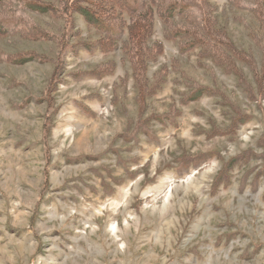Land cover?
Wrapping results in <instances>:
<instances>
[{"label":"rangeland","instance_id":"1","mask_svg":"<svg viewBox=\"0 0 264 264\" xmlns=\"http://www.w3.org/2000/svg\"><path fill=\"white\" fill-rule=\"evenodd\" d=\"M173 3L141 81L127 32L0 3V264H264V0Z\"/></svg>","mask_w":264,"mask_h":264},{"label":"trees","instance_id":"2","mask_svg":"<svg viewBox=\"0 0 264 264\" xmlns=\"http://www.w3.org/2000/svg\"><path fill=\"white\" fill-rule=\"evenodd\" d=\"M5 1L6 0H0V3ZM33 1L34 0H23L24 7L31 12L58 16L59 19L66 23L65 30H68V33L71 32L72 35L70 34V38H73L75 34L73 32L76 26L74 19L75 15H81L90 26H94L101 33L109 32L112 34L117 33V30L120 31V34L127 32L128 37L127 41L123 44V50L133 66V75H135L139 81L144 78L147 64L153 60L156 53H161L163 49L160 42L149 44V40L154 36L155 15L157 13L155 12V7L159 9V16L163 19H165L164 16L167 13H169L168 19L173 17L177 9L176 3H173V0H165L163 4H161V7H159L160 2L158 0H62V3L58 6L52 5V7L45 8L38 5V7H42V9L36 8L37 5L32 3ZM199 2H202V0H199ZM179 14H181L180 10ZM117 23L121 24L122 27L117 25ZM2 28H4L3 31H5L8 30L10 26L2 23ZM190 28L191 26L189 25L185 26V29L176 28L173 32L171 31L169 37L171 39L187 37L188 41L183 46V50L199 48L203 53L208 52L217 62H221V52L224 49V55H229V58L226 59V61L230 63L229 68H233V58L241 56L242 59H244L243 55L241 53L239 54L233 45L227 43V41L223 43L222 40L219 41L210 36L211 38L208 39L209 44L202 45L205 44L202 41L206 39L207 34H209L207 32L208 29L205 30V36L202 38L198 33L194 34V31L197 32L198 30ZM180 30L183 31L180 32ZM194 35L199 39H193L191 36ZM171 36L174 37L172 38ZM64 37L61 55L65 53L69 46V43L64 41L68 39L67 35ZM72 49H74V45H72ZM241 57L239 59H241ZM217 58L220 60H217ZM59 61H61V59H59ZM142 93L144 94L141 96H146V98L152 96V90L150 92V90L146 89L145 91L143 90ZM207 93V89L199 88L192 91L185 100L187 103L194 102L202 96H206Z\"/></svg>","mask_w":264,"mask_h":264}]
</instances>
